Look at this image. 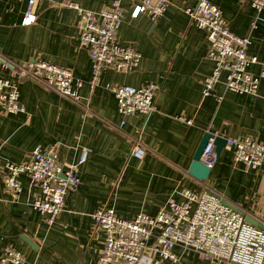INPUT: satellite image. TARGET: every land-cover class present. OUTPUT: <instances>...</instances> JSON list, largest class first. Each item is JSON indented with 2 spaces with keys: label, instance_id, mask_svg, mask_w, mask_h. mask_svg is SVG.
Returning a JSON list of instances; mask_svg holds the SVG:
<instances>
[{
  "label": "crops",
  "instance_id": "obj_1",
  "mask_svg": "<svg viewBox=\"0 0 264 264\" xmlns=\"http://www.w3.org/2000/svg\"><path fill=\"white\" fill-rule=\"evenodd\" d=\"M112 1L39 0L33 7L36 20L23 25L26 0H0V58L13 64L47 60L82 81L79 99L72 101L16 74L11 64L0 66V77L17 86L23 108L0 110V257L10 245L23 254V264H99L104 233L93 219L99 207L111 206L124 219L141 212L155 215L169 198L180 201L184 188L208 186L264 227V162L259 170H248L223 147L207 179L187 172L206 131L224 138L248 135L264 143V79L255 95L228 91L219 83L221 100L203 97V78L213 68L207 58L209 41L184 12L198 0H168L155 20L144 13L130 16L141 0H120L116 34L122 43L135 46L140 62L130 72L103 69L91 85V59L79 44L81 20L73 4L98 11ZM210 1L219 6L232 33L249 37L248 53L259 60L249 70L258 73L264 65V8L255 10L250 0ZM149 83L157 86L154 111L148 117L139 112L121 116L110 85L140 88ZM137 140L147 148L141 159L130 156ZM37 145L52 146L64 165L88 149L79 167L80 182L67 193L52 224L32 206L40 191L27 175L17 176V196L1 184L4 163L26 159ZM173 251L176 261L157 259L156 264H206L191 249L175 246Z\"/></svg>",
  "mask_w": 264,
  "mask_h": 264
},
{
  "label": "built area",
  "instance_id": "obj_2",
  "mask_svg": "<svg viewBox=\"0 0 264 264\" xmlns=\"http://www.w3.org/2000/svg\"><path fill=\"white\" fill-rule=\"evenodd\" d=\"M38 1L26 0L21 24L29 25L36 20L33 7ZM250 3L257 11L264 8V0H250ZM167 5L168 0H141L133 5L130 16L136 18L144 13L155 20L164 14ZM73 7L81 20L79 44L91 59V85L97 83L103 69L130 72L138 66L140 52L132 43H122L116 34L122 17L120 0H113L110 6L98 11L75 4ZM184 12L191 24L206 32L209 41L207 58L213 68L203 78V97L221 100L222 95L216 92L219 83L228 91L255 95L264 79V65L258 73L249 70L250 65L259 63L255 55L248 53L249 37L232 33L221 9L210 0H198ZM8 64L16 74L27 76L72 101L79 99L82 81L67 68L43 59L13 64L0 58V66ZM156 88L153 83L140 88L110 85L121 116L139 112L148 117L155 109ZM0 110L6 113L23 110L17 86L5 77H0ZM214 147L210 138L200 157L210 167L216 158ZM224 147L232 151L235 163H242L248 170L257 171L264 162V143L251 136L226 138ZM146 153L147 148L137 140L130 156L141 159ZM87 156L88 149L83 148L75 162L64 165L52 146L43 149L37 145L26 159L4 163L1 184L6 192L17 196L21 191L17 176L27 175L40 191L32 206L47 214V222L52 224L64 208L65 196L80 182L79 167ZM180 195V201L169 198L155 215L141 212L132 219L119 217L111 206L99 207L93 219L104 237L97 262L156 264L157 259L173 262L177 260L173 248L181 246L198 253L206 264H264V227L248 222L242 207L208 186L200 191L184 188ZM23 263L24 256L19 250L10 245L4 248L0 264Z\"/></svg>",
  "mask_w": 264,
  "mask_h": 264
},
{
  "label": "water",
  "instance_id": "obj_3",
  "mask_svg": "<svg viewBox=\"0 0 264 264\" xmlns=\"http://www.w3.org/2000/svg\"><path fill=\"white\" fill-rule=\"evenodd\" d=\"M210 138H213V143H214V151L216 156L219 155L221 149L225 146L226 144V138L224 137H220L219 135H214L213 133L206 131L204 132L195 152L194 155L192 157V161L187 169V172L189 175H191L192 177L196 178L197 180H205L207 179L209 172H210V166L206 165L205 163H203L200 159L201 154L203 152L204 147L206 146L208 140ZM245 219L258 226V227H262V225L258 224L254 219H252L249 216H246ZM26 241L28 243H30V245L34 246V244L28 239L25 238Z\"/></svg>",
  "mask_w": 264,
  "mask_h": 264
}]
</instances>
